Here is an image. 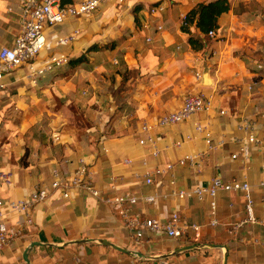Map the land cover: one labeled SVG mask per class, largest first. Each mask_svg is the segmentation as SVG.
I'll return each mask as SVG.
<instances>
[{
	"label": "crops",
	"instance_id": "crops-1",
	"mask_svg": "<svg viewBox=\"0 0 264 264\" xmlns=\"http://www.w3.org/2000/svg\"><path fill=\"white\" fill-rule=\"evenodd\" d=\"M22 1L0 0V49L13 46L20 32ZM211 1L127 0L130 5L123 11L111 3L104 5L86 23L71 20L79 26L58 32L68 34L80 28L82 36L73 45H59L51 36L36 62L10 73L0 72V134L10 130L8 113L17 112L22 125L18 135L21 154L27 158L24 167H0L15 174V184L2 188L1 197H28L38 185L50 184L53 170L59 169L66 176L74 173L82 157L92 162L95 184L104 195L115 194L109 189L114 175L121 177L119 193L165 194L169 190L168 176L158 179L154 187H146L136 174H143L147 167L175 162L188 152L204 151L201 137L179 149L174 146L193 130L194 122L202 121L213 131L215 141L224 140V145L206 154L198 166L177 167L178 186L190 189L207 185L216 177L225 182L247 181L252 187L255 216L261 219L264 187L259 183L264 181V149L252 148L247 161L232 156L240 148L234 138L244 139L238 130L243 119L255 121L258 134L264 136V69L252 71L258 64L264 67V0H228L231 8L219 19L216 38L205 40L191 28L193 35L205 41L204 48L195 51L188 42L189 35L181 30L182 21L195 6ZM153 4L163 5L165 11L151 15ZM117 13L125 23L117 22ZM111 19L116 21L114 28L104 30L103 25ZM158 25L163 26L162 31L157 30ZM110 43L115 45L105 48ZM82 55V63H71L38 77L36 83L27 77L52 57L75 61ZM196 74L202 79L198 81ZM79 85L83 87L80 96L76 94ZM193 94L210 98L214 110L177 127L141 134L144 123H153L178 109ZM61 105L81 110L88 127L75 130L68 126V131L59 134V142H54V135L49 133L69 122ZM105 127L112 129L105 133ZM146 136L155 139L158 158L151 157V145H139V139ZM124 159H130L132 165L124 166ZM216 202L214 219L218 224L214 227L210 226L213 217L208 198L200 202L170 197L153 205L139 204L131 211L162 221L177 211L189 224L200 225L202 232L198 240L190 230L180 239L146 233L143 240L135 241L114 210L83 191L73 192L69 200L55 196L36 206L32 227L0 249V264H26L24 252L34 242L42 246L30 251V264H73L78 256L92 264L157 263L104 246L96 242L99 239L147 257L196 244L225 247L188 251L158 264H223L226 251L227 264H264V224L245 223L235 235L230 234L233 225L246 218L243 193L221 192ZM84 240L94 242L65 246Z\"/></svg>",
	"mask_w": 264,
	"mask_h": 264
},
{
	"label": "built area",
	"instance_id": "built-area-1",
	"mask_svg": "<svg viewBox=\"0 0 264 264\" xmlns=\"http://www.w3.org/2000/svg\"><path fill=\"white\" fill-rule=\"evenodd\" d=\"M111 0H23L21 5V28L15 39L13 46H3L0 49V72L10 73L22 67L34 63L47 49L48 40L51 36L59 45H73L82 35L80 28L73 29L68 34L58 33L56 28L64 26L71 20H84L90 18L98 12L101 7L110 3ZM165 11L163 5L153 4L150 7L151 15H159ZM186 16V15H185ZM185 19V17H184ZM184 19L182 25L184 24ZM158 31L163 30L162 25L157 26ZM217 31L212 30L207 34V38L214 39ZM150 42V39H147ZM69 64V57H52L49 61L29 72L28 78L36 83L37 78ZM259 70L264 69L261 64L257 65ZM196 79H202L201 74H196ZM2 88V86H0ZM85 94V92H84ZM214 110L212 100L201 94L189 95L183 104L176 110L162 115L153 123H144L141 126V134L152 133L158 129L173 128L191 121L194 117L209 114ZM225 115V111H220ZM238 130L243 132L244 139H236L240 148L238 154L232 159L241 158L247 161L250 158L252 148L264 149V136L258 134V127L255 121L243 119ZM204 145V151L200 153L188 152L175 162H168L162 166L147 167L143 174H136L140 182L146 187H154L157 180L168 176L169 190L165 194L154 193L152 195L136 194L129 191L119 193L121 189V177L114 175L110 178L109 189L115 192L114 195H104L96 186L93 164L82 157L78 161L76 171L70 175H64L59 169L52 172V180L47 186L45 184L35 187L28 197L17 200H6L0 195V249L8 247L12 241L18 238L25 229L34 225L33 213L36 206L55 196L58 199L69 200L73 192L83 191L89 197L99 203L111 208L116 212L124 227L132 233L135 241H141L146 233H160L169 239L183 238L190 230L196 233L195 238L201 237L202 227L198 224H189L179 212L171 213L167 220L147 217L142 212L131 211V208L139 204H156L160 199L170 197L177 200L194 198L200 202L209 199L210 213L213 219L210 226L214 227L218 221L214 219L217 211L216 197L221 192H241L244 195L246 204V218L244 221L233 225L230 234L235 235L239 228L245 223L264 224V214L261 219L254 213V199L252 197V187L247 181L233 180L225 182L219 177L211 180L207 185L197 184L190 189L178 186L175 170L177 167L198 166L204 156L224 145V140L215 141L214 133L208 125L202 121L194 122L193 130L175 142L176 148H181L187 143H192L200 138ZM54 142H59L58 137L53 138ZM140 146L151 145V157L158 158L160 151L155 146V139L146 136L139 139ZM126 167L132 165L130 159H124ZM264 169V166H263ZM15 184V174L6 169L0 168V190L11 188ZM259 186L264 187V181H260ZM73 264H92L84 261L82 257H76Z\"/></svg>",
	"mask_w": 264,
	"mask_h": 264
},
{
	"label": "rangeland",
	"instance_id": "rangeland-1",
	"mask_svg": "<svg viewBox=\"0 0 264 264\" xmlns=\"http://www.w3.org/2000/svg\"><path fill=\"white\" fill-rule=\"evenodd\" d=\"M111 5L116 7V9H119L120 11L125 10L126 8L129 7V3L127 0H111L110 1ZM108 3V4H110ZM95 14V13H94ZM88 19V18H87ZM116 20L119 23H125V19L123 20L119 13L116 15ZM83 22L86 23V19L83 20ZM115 19H111L103 25L104 30H108L111 28H114L115 24ZM88 24V23H87ZM68 26H74L77 27L79 26V23H74V22H68L64 26H59L56 28V31L59 32L60 30H69ZM82 36V35H81ZM66 67V66H65ZM252 71L258 73L259 70L257 67L255 69H252ZM83 89L81 85H79L76 88V94L80 96V92ZM60 107L64 108L63 111L66 115L64 116L69 122L65 126H61L60 128L56 129L55 132L49 133V135H54V137H59V134H63V130H67L68 128L72 127L77 130V129H87L88 127V122L87 118L84 117L83 113L81 110L77 109L76 107H69L67 108L66 105H61ZM8 119L9 122L11 123L10 125V130L7 133H4V135L0 134V167L2 165H8V166H19V167H24L27 163V158L21 154L23 151V146L19 142V137L22 125H20V118L17 114V112L10 111L8 113ZM69 126V127H68ZM112 129V127H105V133L109 132ZM53 137V138H54Z\"/></svg>",
	"mask_w": 264,
	"mask_h": 264
},
{
	"label": "trees",
	"instance_id": "trees-1",
	"mask_svg": "<svg viewBox=\"0 0 264 264\" xmlns=\"http://www.w3.org/2000/svg\"><path fill=\"white\" fill-rule=\"evenodd\" d=\"M230 3L228 0H214L208 3H202L191 9L185 16L184 24L181 27L182 32L189 35V44L195 51H200L204 48L205 41L199 36H195L191 32V28H195L197 34L203 35L205 40H208L207 34L212 30L219 29V19L224 14L230 11ZM115 43H110L105 48L113 47ZM91 51V50H90ZM85 60V55H82L75 61L69 59L71 63H82Z\"/></svg>",
	"mask_w": 264,
	"mask_h": 264
},
{
	"label": "water",
	"instance_id": "water-1",
	"mask_svg": "<svg viewBox=\"0 0 264 264\" xmlns=\"http://www.w3.org/2000/svg\"><path fill=\"white\" fill-rule=\"evenodd\" d=\"M207 73L204 74V79L207 78ZM94 242L93 240H84V241H75V242H70L68 244H66L65 246H68V245H72V244H88V243H92ZM96 242L104 245V246H107V247H110L112 249H115L121 253H124V254H127L129 256H132V257H136V258H139V259H142V260H146V261H150V260H153V261H157L156 264H158V261H165V260H168L172 257H175V256H178L182 253H185V252H188V251H193V250H199V249H225L224 246L222 245H215V244H196V245H191V246H186V247H182V248H179V249H176L168 254H165V255H161V256H151V257H147L146 255L138 252V251H132V250H128V249H125V248H121L117 245H115L114 243L112 242H109V241H106V240H96ZM42 246V244L38 243V242H34V243H31L27 249L25 250L24 252V255H23V260L25 261L26 264H30V261H29V253L30 251L34 248V247H40ZM45 247L46 246H52V245H44ZM61 247H64L61 246ZM227 260H228V254H227V251L224 253V260H223V264H227Z\"/></svg>",
	"mask_w": 264,
	"mask_h": 264
}]
</instances>
